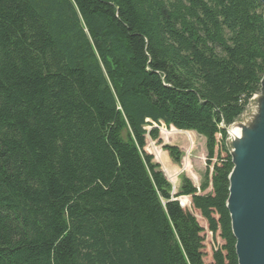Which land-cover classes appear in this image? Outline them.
Returning <instances> with one entry per match:
<instances>
[{
	"label": "trees",
	"instance_id": "16d2710c",
	"mask_svg": "<svg viewBox=\"0 0 264 264\" xmlns=\"http://www.w3.org/2000/svg\"><path fill=\"white\" fill-rule=\"evenodd\" d=\"M263 13L260 0H0V264H206L188 197L224 243L209 264H238L222 124L261 90ZM162 124L205 139L200 189L183 178L173 195L146 152Z\"/></svg>",
	"mask_w": 264,
	"mask_h": 264
},
{
	"label": "water",
	"instance_id": "95a60500",
	"mask_svg": "<svg viewBox=\"0 0 264 264\" xmlns=\"http://www.w3.org/2000/svg\"><path fill=\"white\" fill-rule=\"evenodd\" d=\"M260 1L264 6V0ZM224 129L230 135L229 129ZM241 129L258 132L248 133L249 140L239 144V149L231 145L234 169L229 177L226 207L236 240L238 264H264V102L259 120L250 128Z\"/></svg>",
	"mask_w": 264,
	"mask_h": 264
},
{
	"label": "rangeland",
	"instance_id": "374dc122",
	"mask_svg": "<svg viewBox=\"0 0 264 264\" xmlns=\"http://www.w3.org/2000/svg\"><path fill=\"white\" fill-rule=\"evenodd\" d=\"M263 102L264 85L261 87L259 94L255 95L249 101L246 111L235 121L231 127L237 126L239 128H250L253 126V124L259 120ZM154 128L159 129L160 138L156 141L148 138L145 150L148 154L154 157V162L160 165L161 171L164 173L166 179L172 186V194H178L183 178L190 179L193 185L200 189L203 182V177L207 171L205 139L201 136H198L194 132H189L192 133V136H187L183 133H174L172 131L174 129L173 127L166 128L164 124L161 126L155 125ZM228 136V144L231 149L232 143L230 141L231 137L229 133ZM167 145L178 147L183 153V159L179 165L175 164L172 161L169 153L163 150V147ZM212 171L213 168H211L210 172L212 173ZM174 175H176V179L172 178ZM210 191L211 189L208 192ZM182 201L183 199H181V202ZM185 208L190 210L198 219L200 225L205 228V232L203 233L205 238L204 262L209 264L212 262L214 250L221 247L224 243L218 236L213 237V235L208 232V226L206 222L203 220L200 213L193 209L191 205V199L189 197L187 206Z\"/></svg>",
	"mask_w": 264,
	"mask_h": 264
},
{
	"label": "bare ground",
	"instance_id": "6f19581e",
	"mask_svg": "<svg viewBox=\"0 0 264 264\" xmlns=\"http://www.w3.org/2000/svg\"><path fill=\"white\" fill-rule=\"evenodd\" d=\"M223 126L226 129H229V131H230V137H231L230 141H231V143L234 144L235 148H237V149H239V144L241 145V143L244 142L245 140H249L248 133L251 135V134H255V133L258 132V131L255 132L254 130L243 131L241 128H239L237 126H234V127H231L230 126L231 128L230 127H226L225 124H223ZM224 127H223V129H224ZM237 158L239 159V155H237Z\"/></svg>",
	"mask_w": 264,
	"mask_h": 264
}]
</instances>
